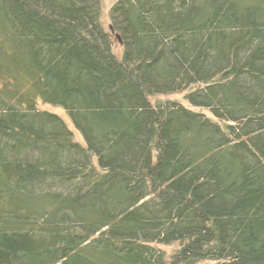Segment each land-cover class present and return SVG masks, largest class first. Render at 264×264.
Returning a JSON list of instances; mask_svg holds the SVG:
<instances>
[{"label": "trees", "instance_id": "obj_1", "mask_svg": "<svg viewBox=\"0 0 264 264\" xmlns=\"http://www.w3.org/2000/svg\"><path fill=\"white\" fill-rule=\"evenodd\" d=\"M98 15L0 0V264H264V0Z\"/></svg>", "mask_w": 264, "mask_h": 264}, {"label": "rangeland", "instance_id": "obj_2", "mask_svg": "<svg viewBox=\"0 0 264 264\" xmlns=\"http://www.w3.org/2000/svg\"><path fill=\"white\" fill-rule=\"evenodd\" d=\"M117 1L118 0H98V3H99L98 22H99V25H100L102 31L108 35L110 34V32L108 30L109 25H110L109 12H110L111 7ZM111 52L114 55V57L116 58V60L119 62L121 60V47L116 43V41L115 42L113 41ZM184 96H185V92H178V93H174V94H170V95H154V96L148 97V102L150 103L151 106H154V107L163 106V105H166L169 103H176V104H179V105L185 107L186 109H189L192 112L201 113V114L205 115L206 117L210 118L211 120H213L206 111L191 108L188 105V103L185 101ZM38 108L40 110H45L47 112L55 114L59 118H61L64 121V123L67 125L68 129L71 131V133L73 135V137H72L73 140L76 143L83 145L81 136L79 135L78 132H76L74 130L69 119L67 118V116L65 115V113L62 110L55 108V107L47 106V105H41V104L38 105ZM158 248L164 253L167 261H168L169 257H171L173 255V253L177 250V247L175 245L159 246Z\"/></svg>", "mask_w": 264, "mask_h": 264}, {"label": "water", "instance_id": "obj_3", "mask_svg": "<svg viewBox=\"0 0 264 264\" xmlns=\"http://www.w3.org/2000/svg\"><path fill=\"white\" fill-rule=\"evenodd\" d=\"M109 30L111 31V28H109ZM116 39H117V41H118V42H119V44H120V41H119L118 37H116Z\"/></svg>", "mask_w": 264, "mask_h": 264}]
</instances>
